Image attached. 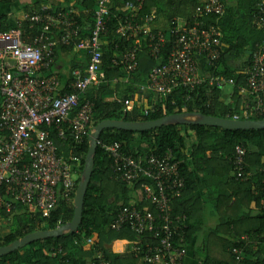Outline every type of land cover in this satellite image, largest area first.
<instances>
[{
  "label": "built area",
  "instance_id": "1",
  "mask_svg": "<svg viewBox=\"0 0 264 264\" xmlns=\"http://www.w3.org/2000/svg\"><path fill=\"white\" fill-rule=\"evenodd\" d=\"M112 4L113 0L98 1L95 25L89 34L72 7L57 11L44 8L29 14L26 21L39 28V34L29 43L23 39L21 23L17 29L0 33V217L4 211H14L18 204L48 217L62 201L74 203L78 188L74 164L80 159L61 155L50 130L41 127L54 128L63 143L67 142L69 132L77 145L93 131V104L80 102L91 88L102 83L103 37L107 34ZM142 7L141 0L126 3L123 11L128 14L119 20L116 35L123 41L144 36L154 58L159 57L170 36L173 38L168 60L151 71L142 92L149 91L163 99L182 89L189 102L203 87L223 90L226 85L236 86L235 81L218 74L223 49L219 21L226 11L223 0H207L197 9L192 24L177 20L169 33L153 28L154 15L138 19ZM208 18L215 21L209 24ZM256 20L264 32V0L256 3ZM57 42L87 54L89 62L84 70L74 72L72 92L55 99L53 93L60 85L58 77L42 79L37 73L50 69ZM199 59L205 61L210 72L202 70ZM113 62L122 65L128 74L135 72L137 47ZM238 89L247 102L232 120H264V43L257 46L245 84ZM131 103L125 101L127 109L132 107ZM98 146L111 159L115 179L128 186L141 183L142 196L153 207L152 211H144L135 205L122 206L111 230L131 231L136 236L135 255L146 263L186 264L189 218L176 213L174 208L175 200L181 198L186 188L181 172L183 161L172 150L164 155L134 156L121 143L99 141ZM247 154L248 149L238 145L232 161L234 175L243 181L255 175L245 170ZM64 225L59 221L56 229ZM97 239L96 235L86 239L84 246L96 247ZM62 252V247L54 248L52 256ZM92 261L91 264H111L98 248L94 249ZM61 264L71 262L64 259Z\"/></svg>",
  "mask_w": 264,
  "mask_h": 264
},
{
  "label": "trees",
  "instance_id": "2",
  "mask_svg": "<svg viewBox=\"0 0 264 264\" xmlns=\"http://www.w3.org/2000/svg\"><path fill=\"white\" fill-rule=\"evenodd\" d=\"M10 1L3 0L2 3ZM98 1L84 0V12L80 16L76 15L82 26L88 24L87 32L83 26L87 34L95 25ZM137 1L113 0L107 34L103 37L107 44L103 47L102 83L91 88L80 102V105L85 101L93 104V126L105 120L139 123L189 112L232 119L247 102L238 88L245 84L246 72L251 66L257 46L264 43V32L257 26L256 20L258 0H223L226 11L219 21L223 33V49L218 62V74L235 81L231 96H225L221 89L203 87L199 95L189 102L186 101L187 92L182 89L163 99L152 92L141 91L151 71L168 60L173 49V38L170 36L159 57L154 58L144 36L123 41L116 35L119 20L128 14V11H123L126 3ZM141 1L143 7L138 13V19L150 16L155 11V23L164 15L169 24L168 33L177 25L178 19L192 24L200 5L199 0ZM35 12L40 10H34L30 15ZM214 21V18L207 19L209 24ZM17 28V22L2 16L0 10V33ZM21 31L23 39L28 43L39 34V28L29 21L21 23ZM135 47L138 49V66L135 72L128 74L122 65H116L113 61ZM65 48L73 50V47ZM199 63L203 71H211L203 59H199ZM136 93L141 96V105L127 110L125 101L132 102ZM109 94H116L118 100L105 101L103 97ZM49 130L59 145L61 155L80 159L74 164L79 184L89 151L90 135L85 137L81 145H77L71 133L68 132L67 142L63 143L57 138L54 128ZM99 141L121 143L125 151L134 156L164 155L172 150L175 157L183 161L181 172L186 180V188L181 198L175 200L174 208L176 213H184L189 218L188 251L194 235L203 229L198 226L201 225L203 205L208 201L213 203L220 218L215 228L204 231L203 244L195 251L201 264H264V130L230 131L208 126L178 125L145 132L109 129L102 133ZM238 145L248 149L246 172L252 171L255 174L247 181L234 175L232 161ZM111 163V159L98 146L93 176L85 197L83 221L77 233L33 243L0 258V264H61L64 259H68L71 264H91L95 248L102 250L111 264H122L120 257L114 255L108 246L118 240L135 241L136 236L129 230H111L112 222L122 206L135 205L144 211H152L153 207L144 196L141 201L134 199L133 195L141 189L142 184L128 186L117 181ZM201 188L205 190L202 196L199 195ZM74 211L73 202L62 201L48 217H43L40 212L30 213L18 204L14 211H4L0 217V248L34 232L55 230L59 221L64 224L71 222ZM4 223L9 230L6 236L3 235ZM94 235L98 237L96 247H85V240ZM59 247H62L63 252L53 257L52 249ZM234 250L238 253H234Z\"/></svg>",
  "mask_w": 264,
  "mask_h": 264
},
{
  "label": "crops",
  "instance_id": "3",
  "mask_svg": "<svg viewBox=\"0 0 264 264\" xmlns=\"http://www.w3.org/2000/svg\"><path fill=\"white\" fill-rule=\"evenodd\" d=\"M3 0H0V10L1 15L6 16L7 19L14 20L17 24L26 21V17L34 10H42L44 8L50 10H63L69 7L75 8L77 15H81L84 12V0H11L9 3H2ZM207 0H199V7L205 4ZM155 11H153L154 15ZM180 22H184L182 19H178ZM88 24L83 25L85 31H89L87 27ZM153 28L155 30H161L168 33L169 31V24L164 15H161L156 22L153 24ZM57 37V36H56ZM55 37V38H56ZM107 44V42H105ZM57 51V53H56ZM56 57L55 61L51 65L50 69L46 71H41L37 73V76L42 79H46L52 76H57L60 85L53 93V97L59 98L65 94L71 93L72 89L71 86L73 84V74L77 70H84L89 62L88 55L85 53L75 52L68 48H65L57 42V47L55 50ZM70 90V91H69ZM231 96V94H228ZM226 96V95H225ZM140 94L136 93L133 97L132 107L128 108L127 110H131L136 106H140L141 102L139 101ZM103 99L107 102H114L118 100L116 94H109L105 95ZM141 99V98H140ZM144 99H147L145 95ZM41 130H49L48 127L42 126ZM51 133V132H50ZM205 194L204 189H200L199 195L202 196ZM142 190H138L133 196L134 199L140 200L142 198ZM204 211L202 212V219H201V226L203 229L202 231L198 232L194 235V241L192 245L189 246V254L186 260V264H201L196 256L195 251L203 244L205 230L215 228L217 224L220 222L219 215L216 213V209L213 203L209 201L204 206ZM30 213H37L34 209H27ZM200 222V221H199ZM198 222V223H199ZM191 224H194V221H191ZM134 242L130 240H118L113 242L111 245L108 246V249L114 255L120 257L122 264H145L141 258L137 257L134 252Z\"/></svg>",
  "mask_w": 264,
  "mask_h": 264
},
{
  "label": "water",
  "instance_id": "4",
  "mask_svg": "<svg viewBox=\"0 0 264 264\" xmlns=\"http://www.w3.org/2000/svg\"><path fill=\"white\" fill-rule=\"evenodd\" d=\"M178 126H208L221 128L230 131L264 130V120H239L223 119L218 117L205 116L200 113H177L155 121L127 122L125 120H105L96 125L89 136V151L85 161L84 171L81 175L74 200V217L71 222L59 229L38 231L24 236L10 245L0 248V258L8 256L33 243L63 237L65 234L76 233L83 221V210L85 197L91 182L95 156L98 149V142L105 130L115 129L121 131L145 132L158 128Z\"/></svg>",
  "mask_w": 264,
  "mask_h": 264
},
{
  "label": "rangeland",
  "instance_id": "5",
  "mask_svg": "<svg viewBox=\"0 0 264 264\" xmlns=\"http://www.w3.org/2000/svg\"><path fill=\"white\" fill-rule=\"evenodd\" d=\"M223 92H224V95L226 96H229L228 94H232L233 93V87L231 85H226L225 88L223 89ZM74 179L77 181L79 179L78 177V173H74ZM5 228H4V232H3V235L6 236L9 232V230L7 229V226L3 225Z\"/></svg>",
  "mask_w": 264,
  "mask_h": 264
}]
</instances>
